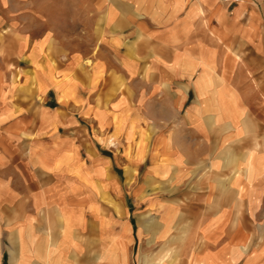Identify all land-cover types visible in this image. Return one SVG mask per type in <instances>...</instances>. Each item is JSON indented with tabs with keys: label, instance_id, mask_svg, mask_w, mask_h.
<instances>
[{
	"label": "crops",
	"instance_id": "0c3cea01",
	"mask_svg": "<svg viewBox=\"0 0 264 264\" xmlns=\"http://www.w3.org/2000/svg\"><path fill=\"white\" fill-rule=\"evenodd\" d=\"M0 264H264V0H0Z\"/></svg>",
	"mask_w": 264,
	"mask_h": 264
}]
</instances>
